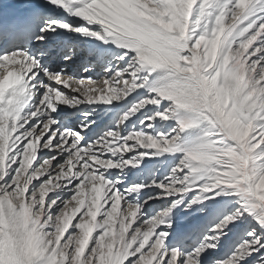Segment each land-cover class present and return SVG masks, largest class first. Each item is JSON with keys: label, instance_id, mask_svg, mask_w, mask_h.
Instances as JSON below:
<instances>
[{"label": "snow or ice", "instance_id": "obj_1", "mask_svg": "<svg viewBox=\"0 0 264 264\" xmlns=\"http://www.w3.org/2000/svg\"><path fill=\"white\" fill-rule=\"evenodd\" d=\"M0 264H264V0H0Z\"/></svg>", "mask_w": 264, "mask_h": 264}, {"label": "rangeland", "instance_id": "obj_2", "mask_svg": "<svg viewBox=\"0 0 264 264\" xmlns=\"http://www.w3.org/2000/svg\"><path fill=\"white\" fill-rule=\"evenodd\" d=\"M71 111V110H70Z\"/></svg>", "mask_w": 264, "mask_h": 264}]
</instances>
